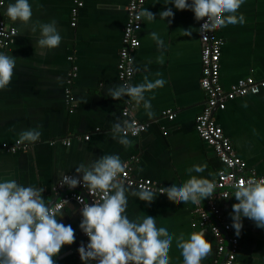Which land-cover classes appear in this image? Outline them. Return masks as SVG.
Returning a JSON list of instances; mask_svg holds the SVG:
<instances>
[{
  "label": "crops",
  "instance_id": "obj_1",
  "mask_svg": "<svg viewBox=\"0 0 264 264\" xmlns=\"http://www.w3.org/2000/svg\"><path fill=\"white\" fill-rule=\"evenodd\" d=\"M3 1L2 17L15 29L16 35L0 52L16 58V67L11 84L0 90V180L12 179L24 186L38 187L43 190L45 201L52 204L59 196L76 190L56 189L62 172L78 175L75 173L78 165H87L107 154H118L122 161L129 162L135 179H149L164 188L172 184L179 186L192 175L209 180L216 178L221 165L194 129L204 95L198 84L199 21L190 10L177 11L168 5V0H145L142 10L152 12L156 19L141 20L140 45L133 53L134 74L130 84L143 83L145 77L149 81L162 78L166 83L145 93L151 99L154 117L149 118L143 105L137 107L132 101L134 117L146 123L147 128L137 137H129L132 144L125 147L112 138L111 129L114 123L125 120L121 110L130 98L113 100L107 90L122 84L116 63L128 0H82L74 27L70 24L72 0H29L32 23L56 21L62 41L52 50L37 49L39 30L33 33L30 27L12 22L6 8L14 0ZM167 7L174 13L171 23L168 18L159 17ZM241 13L245 24L228 25L219 31L223 41L219 83L223 89L248 75L257 81L264 80V0H246L237 15ZM189 28L192 29L190 37L183 34ZM153 32L163 41L162 47L152 38ZM161 56L163 63L158 59ZM69 74L74 76L70 85L72 101L68 104L65 86ZM164 111L172 112L174 118L168 120L162 114ZM213 118L247 168L264 177V88L255 95L227 102L223 110L213 113ZM31 128L41 132L38 142L20 144L27 148L13 153L2 148L18 143L19 133ZM63 141L69 145L65 146ZM192 165H206V170L188 173ZM129 190L127 215L130 219L152 216L158 226L167 228L176 237L184 234L187 238L194 231L203 232L212 246V254L202 264L212 262L215 241L208 226L198 225L192 203L176 205L157 194L152 203L146 204L131 196L134 189ZM234 203L237 201L230 197L219 202L218 207L221 218L235 233L230 216ZM61 212L58 219L72 226L76 239L72 245L62 247L55 257L56 264H82L77 257V249L83 242L79 212L74 204ZM242 225L234 264H264V229L244 217ZM169 256L171 264H183L175 239Z\"/></svg>",
  "mask_w": 264,
  "mask_h": 264
},
{
  "label": "clouds",
  "instance_id": "obj_2",
  "mask_svg": "<svg viewBox=\"0 0 264 264\" xmlns=\"http://www.w3.org/2000/svg\"><path fill=\"white\" fill-rule=\"evenodd\" d=\"M246 0H168L177 11L190 10L196 21L203 20L200 33L215 31L228 25H243L245 17L237 15ZM6 15L12 22H19L30 27L35 33L39 30L36 48L52 50L61 44L62 37L56 21L32 23V5L29 0H14L6 8ZM139 16L148 22L156 19L147 9ZM174 13L171 7L159 13L163 20L171 23ZM191 36L192 29L183 31ZM152 38L158 47L163 41L153 32ZM163 63V57H159ZM16 58L0 52V90L6 89L12 82ZM159 75V74H158ZM166 81L158 78L149 81L147 77L140 84L124 83L107 90L113 100L129 97L137 107L143 105L146 115L154 117L151 110V99L145 93L161 88ZM144 126L133 127L127 120L112 125L113 139L128 147L132 141L128 137L145 131ZM41 132L36 128L19 133V144L25 142L35 144ZM127 165L118 154L102 155L87 165L80 164L75 168L78 175L60 174L58 184L74 189L78 185L95 197L91 204L82 203L79 228L88 238L86 245L81 243L77 252L82 264H171L169 252L175 239L176 248L183 258V264H202L212 254V246L205 239L203 232H192L187 238L184 234L178 237L165 227L157 225L156 218L148 215L130 219L127 215L129 188L125 187L121 175ZM206 165H192L188 173H203ZM235 200L230 213L232 227L237 236L243 227L242 217L253 221L257 228L264 229V179L250 178L240 180L233 185ZM159 194L166 195L170 202L177 204H200L204 199H211L216 192L213 181L190 176L177 186L158 189ZM43 190L32 186H24L16 180H0V264H56L62 247L75 242V230L65 225L58 217L62 215V206H52L42 197ZM131 196L150 204L157 196L151 187L141 185L131 190ZM66 202V201H65Z\"/></svg>",
  "mask_w": 264,
  "mask_h": 264
},
{
  "label": "built area",
  "instance_id": "obj_3",
  "mask_svg": "<svg viewBox=\"0 0 264 264\" xmlns=\"http://www.w3.org/2000/svg\"><path fill=\"white\" fill-rule=\"evenodd\" d=\"M72 3L70 24L74 27L77 11L82 7L83 2L82 0H72ZM144 3L145 0H128L125 6L126 20L122 29L121 46L117 53L116 63L117 76L122 84L130 83L134 74L133 53L140 45L138 32L141 28L142 17L139 16V13L142 11ZM3 4L4 1L0 0V50L8 47L16 35L15 29L8 26L2 17ZM203 22L204 21L201 20L198 23V42L201 64L198 84L204 95V101L201 111L195 117L194 129L199 139L213 151L221 167L217 171L216 178L211 180L216 185V192L213 194V197L211 199H205L204 205H202V203L192 204V212L196 215L199 226H208L215 241V256L212 262L208 264H234L239 249V239L238 236L232 232L230 224L221 218L218 203L233 197V185L240 180H247L250 178L264 179V177L256 174L252 168H247L245 162L236 155L230 140L224 135L220 126L215 123L213 113L216 110H223L226 103L229 101L247 95L257 94L264 88V80L257 81L252 76L248 75L236 80L227 89H223L219 83L220 52L223 44L219 36L220 29L201 34L199 28ZM73 76L74 74H69L66 80L65 99L68 104L72 101L70 85ZM134 106L131 100H127L121 110V116L125 120L131 122L133 127L144 126L147 128L146 123H142L134 117L132 113ZM71 111L72 110H70V112ZM162 114L166 116L168 120L174 118V114L170 111H164ZM143 132L144 131H141L138 135ZM138 135L133 136L131 132L128 133V137L132 138ZM87 139L88 136H85L84 140ZM62 143L65 146L69 145L68 141H63ZM2 148L13 153L18 149L25 150L27 146H20L19 143H16L9 147L3 145ZM133 161H136V159ZM125 164L127 165L125 173L121 175V180L125 187L136 190L139 189L141 185H144L151 187L158 195L166 196L159 194L158 189L162 187L151 180L135 179L131 173L132 168L130 163L128 162ZM64 188H67V186L60 187L57 183V190H63ZM93 199H95V197L89 195L86 189L78 185L76 190L69 191L59 196L51 205H61L63 210L69 204H74L79 212V220H81V201L91 204ZM82 237L83 244L86 245L88 243V238L83 233ZM77 257L80 258L78 252ZM92 262L95 264L94 261Z\"/></svg>",
  "mask_w": 264,
  "mask_h": 264
}]
</instances>
